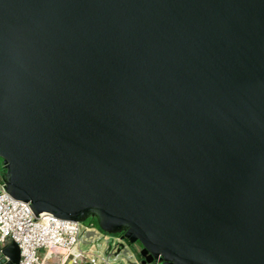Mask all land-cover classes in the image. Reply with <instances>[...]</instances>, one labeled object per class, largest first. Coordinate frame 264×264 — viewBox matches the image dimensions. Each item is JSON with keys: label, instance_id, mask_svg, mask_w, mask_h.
<instances>
[{"label": "water", "instance_id": "obj_1", "mask_svg": "<svg viewBox=\"0 0 264 264\" xmlns=\"http://www.w3.org/2000/svg\"><path fill=\"white\" fill-rule=\"evenodd\" d=\"M0 160L87 243L264 264V0H0Z\"/></svg>", "mask_w": 264, "mask_h": 264}, {"label": "built area", "instance_id": "obj_2", "mask_svg": "<svg viewBox=\"0 0 264 264\" xmlns=\"http://www.w3.org/2000/svg\"><path fill=\"white\" fill-rule=\"evenodd\" d=\"M90 230L97 232L93 225L62 220L49 213L36 217L28 202L16 200L4 190L0 179V253L6 244L15 242L19 260L14 264H45L52 257L58 259L57 264H107L100 253L82 249L81 245L89 241L84 234ZM114 239L124 245L120 251L131 255L126 239Z\"/></svg>", "mask_w": 264, "mask_h": 264}, {"label": "rangeland", "instance_id": "obj_3", "mask_svg": "<svg viewBox=\"0 0 264 264\" xmlns=\"http://www.w3.org/2000/svg\"><path fill=\"white\" fill-rule=\"evenodd\" d=\"M0 167H1V160H0ZM83 224L85 225H93L94 228L99 231L97 222L95 221V219H87L86 221L83 222ZM101 237L99 240L94 241L92 243H86V244H82L81 247L89 252L92 253H97L99 252L101 255H106V240H109L111 242H115V237L117 236V234H107V233H101ZM128 248V252L132 255V261H136V264H143L144 258L140 256V252L142 249V246L138 245V243L133 242L130 243V245H127ZM111 260L107 263V264H127V261L125 259V257H117V258H110Z\"/></svg>", "mask_w": 264, "mask_h": 264}, {"label": "crops", "instance_id": "obj_4", "mask_svg": "<svg viewBox=\"0 0 264 264\" xmlns=\"http://www.w3.org/2000/svg\"><path fill=\"white\" fill-rule=\"evenodd\" d=\"M3 258H4V255L2 253H0V264H1V261H2ZM57 262H58V259L56 257H52V258L48 259L45 262V264H57Z\"/></svg>", "mask_w": 264, "mask_h": 264}, {"label": "flooded vegetation", "instance_id": "obj_5", "mask_svg": "<svg viewBox=\"0 0 264 264\" xmlns=\"http://www.w3.org/2000/svg\"><path fill=\"white\" fill-rule=\"evenodd\" d=\"M98 232V231H97ZM101 234V233H100ZM102 235V234H101ZM116 237H119L120 239H122V236L121 235H118V236H116ZM136 243H138V242H136ZM126 244L128 245H130V243L128 242V241H126ZM138 245H140L139 243H138ZM141 246V245H140ZM136 262V261H135Z\"/></svg>", "mask_w": 264, "mask_h": 264}, {"label": "trees", "instance_id": "obj_6", "mask_svg": "<svg viewBox=\"0 0 264 264\" xmlns=\"http://www.w3.org/2000/svg\"><path fill=\"white\" fill-rule=\"evenodd\" d=\"M118 235H121V236H122V234H117V236H118ZM138 243H139V242H138ZM139 244H140V243H139ZM140 245H141V244H140ZM140 256H141V255H140ZM141 257H142V256H141Z\"/></svg>", "mask_w": 264, "mask_h": 264}]
</instances>
